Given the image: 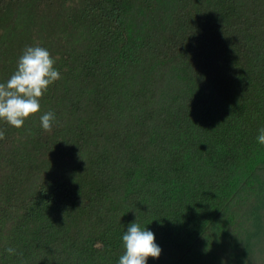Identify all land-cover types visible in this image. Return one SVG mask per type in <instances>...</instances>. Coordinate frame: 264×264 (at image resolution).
I'll list each match as a JSON object with an SVG mask.
<instances>
[{
  "label": "trees",
  "instance_id": "obj_1",
  "mask_svg": "<svg viewBox=\"0 0 264 264\" xmlns=\"http://www.w3.org/2000/svg\"><path fill=\"white\" fill-rule=\"evenodd\" d=\"M37 45L61 78L0 120V264H118L134 221L146 264H264V0H0V83Z\"/></svg>",
  "mask_w": 264,
  "mask_h": 264
},
{
  "label": "clouds",
  "instance_id": "obj_2",
  "mask_svg": "<svg viewBox=\"0 0 264 264\" xmlns=\"http://www.w3.org/2000/svg\"><path fill=\"white\" fill-rule=\"evenodd\" d=\"M55 59L50 52L40 46L27 47L17 61V68L11 77L0 83V120L20 128L26 118L40 110L39 98L47 88L61 78L53 67ZM55 114L52 111L40 117L41 127L48 132L52 129ZM5 138L4 130H0V140ZM260 145H264V128L259 129L256 137ZM154 234L146 227L141 228L135 221L130 223L122 235L124 247L118 264H146L149 257L158 258L161 249L154 242ZM8 255H16L12 247L5 249ZM22 255V254H21Z\"/></svg>",
  "mask_w": 264,
  "mask_h": 264
}]
</instances>
